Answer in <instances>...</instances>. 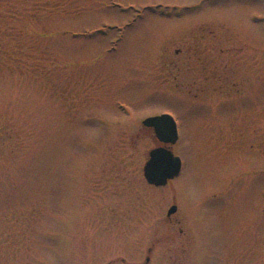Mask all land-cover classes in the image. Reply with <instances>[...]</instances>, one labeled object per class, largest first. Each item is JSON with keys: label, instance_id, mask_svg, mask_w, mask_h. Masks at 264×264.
<instances>
[{"label": "rangeland", "instance_id": "rangeland-1", "mask_svg": "<svg viewBox=\"0 0 264 264\" xmlns=\"http://www.w3.org/2000/svg\"><path fill=\"white\" fill-rule=\"evenodd\" d=\"M0 264H264V0H0Z\"/></svg>", "mask_w": 264, "mask_h": 264}, {"label": "water", "instance_id": "water-1", "mask_svg": "<svg viewBox=\"0 0 264 264\" xmlns=\"http://www.w3.org/2000/svg\"><path fill=\"white\" fill-rule=\"evenodd\" d=\"M141 125L152 129L159 146L152 148L142 167L143 178L147 184L163 187L169 181L178 177L181 171V159L174 155L171 147L178 140L177 125L169 114H161L145 118ZM177 207L172 205L167 211V217L176 212Z\"/></svg>", "mask_w": 264, "mask_h": 264}, {"label": "flooded vegetation", "instance_id": "flooded-vegetation-1", "mask_svg": "<svg viewBox=\"0 0 264 264\" xmlns=\"http://www.w3.org/2000/svg\"><path fill=\"white\" fill-rule=\"evenodd\" d=\"M148 261H149V259L147 258V259H146V262H148Z\"/></svg>", "mask_w": 264, "mask_h": 264}]
</instances>
